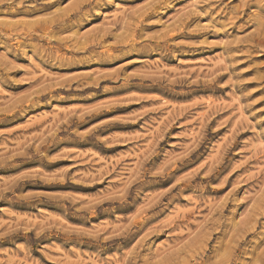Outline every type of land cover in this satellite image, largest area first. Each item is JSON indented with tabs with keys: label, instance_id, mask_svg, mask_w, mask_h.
<instances>
[{
	"label": "rangeland",
	"instance_id": "374dc122",
	"mask_svg": "<svg viewBox=\"0 0 264 264\" xmlns=\"http://www.w3.org/2000/svg\"><path fill=\"white\" fill-rule=\"evenodd\" d=\"M0 264H264V0H0Z\"/></svg>",
	"mask_w": 264,
	"mask_h": 264
}]
</instances>
